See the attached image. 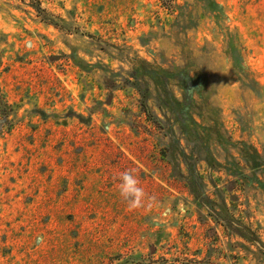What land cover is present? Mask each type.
I'll use <instances>...</instances> for the list:
<instances>
[{"label": "rangeland", "instance_id": "374dc122", "mask_svg": "<svg viewBox=\"0 0 264 264\" xmlns=\"http://www.w3.org/2000/svg\"><path fill=\"white\" fill-rule=\"evenodd\" d=\"M0 264H264V0H0Z\"/></svg>", "mask_w": 264, "mask_h": 264}, {"label": "clouds", "instance_id": "9594fccd", "mask_svg": "<svg viewBox=\"0 0 264 264\" xmlns=\"http://www.w3.org/2000/svg\"><path fill=\"white\" fill-rule=\"evenodd\" d=\"M119 193L130 209L142 207L145 196L144 189L140 187V179L132 170H126L119 174Z\"/></svg>", "mask_w": 264, "mask_h": 264}, {"label": "trees", "instance_id": "16d2710c", "mask_svg": "<svg viewBox=\"0 0 264 264\" xmlns=\"http://www.w3.org/2000/svg\"><path fill=\"white\" fill-rule=\"evenodd\" d=\"M143 95V100H141V106H142V108H143V111H146L147 112V115H152L151 114V112L147 109V103H146V101H145V98H146V95H144V94H142ZM164 104H166V102H163ZM167 105V104H166ZM168 106V105H167ZM154 120H161L160 118H158V117H154ZM193 193L196 195V196H199V197H201V199H202V195H201V193H196V192H194L193 191ZM205 199V197H204V195H203V200ZM223 222H224V220H223Z\"/></svg>", "mask_w": 264, "mask_h": 264}]
</instances>
